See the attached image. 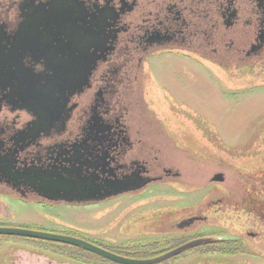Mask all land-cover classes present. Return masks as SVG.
Wrapping results in <instances>:
<instances>
[{
  "label": "flooded vegetation",
  "instance_id": "1",
  "mask_svg": "<svg viewBox=\"0 0 264 264\" xmlns=\"http://www.w3.org/2000/svg\"><path fill=\"white\" fill-rule=\"evenodd\" d=\"M208 53L263 69L264 0H0V183L21 199L89 206L178 178L128 120L129 103L152 95L148 58ZM228 232L217 242L244 253L243 238L258 237ZM184 238L152 257L212 242Z\"/></svg>",
  "mask_w": 264,
  "mask_h": 264
},
{
  "label": "rangeland",
  "instance_id": "2",
  "mask_svg": "<svg viewBox=\"0 0 264 264\" xmlns=\"http://www.w3.org/2000/svg\"><path fill=\"white\" fill-rule=\"evenodd\" d=\"M147 64L143 90L152 95L135 91L127 118L146 144L158 146L160 165L179 177L89 206L21 199L0 183L1 227L71 236L131 260L155 258L146 256L168 251L188 235L208 233L207 245L219 246L221 229L229 231L221 234L226 239L251 231L258 237L243 238L246 253L242 244H230L238 249L233 255L202 253L198 246L155 264H264V68L210 53L150 57ZM219 172L222 185L211 181ZM193 215L206 220L177 227ZM57 249L41 240L0 236V264H119L89 253L66 258ZM136 249L146 256L133 254Z\"/></svg>",
  "mask_w": 264,
  "mask_h": 264
},
{
  "label": "water",
  "instance_id": "3",
  "mask_svg": "<svg viewBox=\"0 0 264 264\" xmlns=\"http://www.w3.org/2000/svg\"><path fill=\"white\" fill-rule=\"evenodd\" d=\"M52 105V102H49ZM54 103V102H53ZM34 106L40 105L43 107L42 103L39 102H33ZM53 106V105H52ZM53 108V107H51ZM222 180V175L221 174H215L211 181L214 182H220ZM0 235H7V236H21V237H27V238H35V239H42V240H48V241H53V242H58V243H65V244H70L74 246L81 247L87 251L93 252L97 255H100L101 257L108 259L112 262L119 263V264H155L160 261H163L175 254H178L193 245L197 244L200 242L198 241H192L189 243H186L182 246H179L163 255H160L158 257L148 259V260H131L127 259L125 257H120L117 256L109 251H106L98 246L93 245L90 242L74 238L71 236H66V235H57V234H52V233H47V232H41V231H34V230H28L24 228H11V227H1L0 226Z\"/></svg>",
  "mask_w": 264,
  "mask_h": 264
},
{
  "label": "trees",
  "instance_id": "4",
  "mask_svg": "<svg viewBox=\"0 0 264 264\" xmlns=\"http://www.w3.org/2000/svg\"><path fill=\"white\" fill-rule=\"evenodd\" d=\"M0 226H2V225H0ZM0 236L4 237V236H7V235H0ZM17 237H19V236H17ZM23 238L44 241V244L46 246L58 248L56 252L59 253V256H62V257L66 256V258L70 257V258H74L75 259V258L79 257V255L81 253H89L91 255L95 254V253L87 251V250H85V249H83L81 247L70 245V244L58 243V242L42 240V239H35V238H27V237H23ZM163 242L164 241H161L158 244L161 245V246H167L166 244L168 242L167 241H165L166 243L165 242L163 243ZM217 243L219 244V246L218 245H216V246H212V245L204 246V245H202L204 248L202 249L201 252L202 253L215 252V253H221V254L222 253H224V254H234L238 250V249H236L235 246L232 247L230 245L231 242L225 241L224 242L225 245H221V246H220L219 242H217ZM195 247H198V246H195ZM46 250H47V248H46ZM138 251L139 250L136 249L135 253H133V254L138 255V253H139V254H144L143 256H146L145 252L140 253ZM146 257H152V255L151 256H146ZM100 258H103V257L100 256Z\"/></svg>",
  "mask_w": 264,
  "mask_h": 264
}]
</instances>
